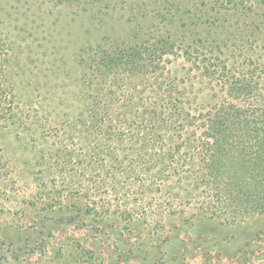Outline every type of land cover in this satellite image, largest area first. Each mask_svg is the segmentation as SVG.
Wrapping results in <instances>:
<instances>
[{"label":"trees","instance_id":"1","mask_svg":"<svg viewBox=\"0 0 264 264\" xmlns=\"http://www.w3.org/2000/svg\"><path fill=\"white\" fill-rule=\"evenodd\" d=\"M204 1L188 9L151 0L133 18L132 40L84 49L72 100L66 92L52 108L63 119L36 121L48 141L37 180L49 191L33 196L35 207L71 201L81 216L82 200L86 216L113 215L121 236L138 225L149 240L165 216L235 224L264 214V52L231 49L235 36L224 30V16L251 12L254 0ZM171 58L188 65L182 79ZM197 79L208 93L201 105Z\"/></svg>","mask_w":264,"mask_h":264},{"label":"rangeland","instance_id":"2","mask_svg":"<svg viewBox=\"0 0 264 264\" xmlns=\"http://www.w3.org/2000/svg\"><path fill=\"white\" fill-rule=\"evenodd\" d=\"M178 1L188 9L198 5ZM150 2L111 0L106 8L0 0V107L7 113L0 118V264H264V214L235 224L165 216L164 230L149 240L138 225L121 236L123 225L113 215L98 221L86 216L82 200L81 216L71 201L33 205V196L49 191L37 180L38 153L48 142L37 119H63L66 111L52 108L66 92L72 100L84 49L106 38L132 40L133 18ZM252 4L249 13L224 16V30L235 36L231 49L237 44L239 51L264 52V0ZM171 59L169 70L182 79L188 65ZM191 84L201 105L208 94L204 84Z\"/></svg>","mask_w":264,"mask_h":264}]
</instances>
